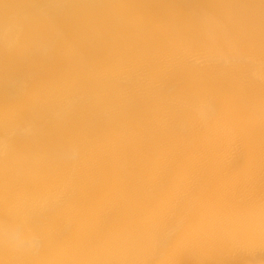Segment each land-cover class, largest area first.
Listing matches in <instances>:
<instances>
[{
    "label": "bare ground",
    "instance_id": "1",
    "mask_svg": "<svg viewBox=\"0 0 264 264\" xmlns=\"http://www.w3.org/2000/svg\"><path fill=\"white\" fill-rule=\"evenodd\" d=\"M0 264H264V0H0Z\"/></svg>",
    "mask_w": 264,
    "mask_h": 264
}]
</instances>
